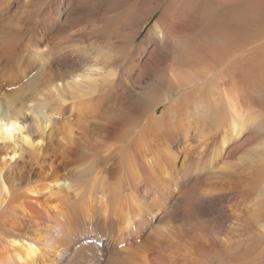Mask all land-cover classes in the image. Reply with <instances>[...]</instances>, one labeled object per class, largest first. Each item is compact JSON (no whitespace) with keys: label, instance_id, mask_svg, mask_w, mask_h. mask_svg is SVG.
I'll use <instances>...</instances> for the list:
<instances>
[{"label":"bare ground","instance_id":"bare-ground-1","mask_svg":"<svg viewBox=\"0 0 264 264\" xmlns=\"http://www.w3.org/2000/svg\"><path fill=\"white\" fill-rule=\"evenodd\" d=\"M263 83L264 0H0V264H264Z\"/></svg>","mask_w":264,"mask_h":264},{"label":"rangeland","instance_id":"rangeland-1","mask_svg":"<svg viewBox=\"0 0 264 264\" xmlns=\"http://www.w3.org/2000/svg\"><path fill=\"white\" fill-rule=\"evenodd\" d=\"M157 16H158V14H155L154 16H153V18H152V22L157 18ZM249 52V53H248ZM247 54V55H246ZM254 56H255V54H253V52L252 51H247V52H244V53H238V55H237V57H236V59H238V68H240L241 69V66L239 65V64H242V63H247L246 62V60L245 59H248V60H250V59H252V58H254ZM248 57V58H247ZM249 63V62H248ZM235 74H236V76H238V78H240V80H242L243 79V77L241 76V73H239V71H235ZM242 82V84H243V81H241ZM263 89H264V83H263ZM161 108L162 107H160L159 109H158V111H160L161 110ZM227 220V218H223V221H226ZM228 220H231L230 218L228 219ZM236 222V221H235ZM241 222L242 221H240L239 223V226L240 227H242V228H240V227H238V230L240 229V230H242V229H244V225H243V223L241 224ZM236 227L238 226V223L236 222ZM243 225V226H242ZM235 227V228H236ZM237 229V228H236Z\"/></svg>","mask_w":264,"mask_h":264}]
</instances>
